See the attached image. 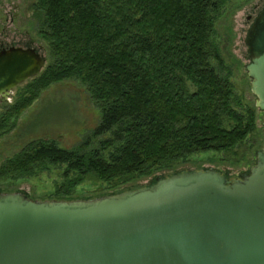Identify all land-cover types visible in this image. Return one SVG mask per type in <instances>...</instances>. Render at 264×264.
I'll return each mask as SVG.
<instances>
[{
    "label": "trees",
    "instance_id": "obj_1",
    "mask_svg": "<svg viewBox=\"0 0 264 264\" xmlns=\"http://www.w3.org/2000/svg\"><path fill=\"white\" fill-rule=\"evenodd\" d=\"M229 1L35 0L51 62L0 113V138L41 91L65 80L82 83L102 117L92 141L72 149L29 142L0 166V183L56 169L52 198L73 201L85 183L117 189L200 153H234L258 125L216 41Z\"/></svg>",
    "mask_w": 264,
    "mask_h": 264
},
{
    "label": "water",
    "instance_id": "obj_2",
    "mask_svg": "<svg viewBox=\"0 0 264 264\" xmlns=\"http://www.w3.org/2000/svg\"><path fill=\"white\" fill-rule=\"evenodd\" d=\"M246 43L264 112V9ZM45 66L36 48L2 51L0 97ZM0 264H264V147L235 180L215 169L184 171L93 200L0 192Z\"/></svg>",
    "mask_w": 264,
    "mask_h": 264
},
{
    "label": "rangeland",
    "instance_id": "obj_3",
    "mask_svg": "<svg viewBox=\"0 0 264 264\" xmlns=\"http://www.w3.org/2000/svg\"><path fill=\"white\" fill-rule=\"evenodd\" d=\"M34 2L0 0V45L36 48L45 57L46 68L51 56L48 45L37 34V20L31 8ZM263 9L264 0H230L216 25V41L231 80L239 95L257 109L258 130L234 153H200L175 170L159 172L117 189H107L103 184L85 183L77 189L76 200H93L149 187L156 183L158 177H170L177 172L215 169L231 180L249 174L256 164L257 153L264 147V112L257 106V96L252 91V80L247 72L251 59L246 39ZM34 78L14 89L7 97H0V113L18 100L21 90ZM101 117V109L82 83L65 80L52 84L41 91L39 97L24 110L15 127L0 138V166L33 140H53L65 149H72L88 139L92 141ZM98 141L94 139L92 146L98 145ZM58 174L56 169H52L32 179L2 182L0 192L22 193L36 202L58 201L51 196L55 183L60 180Z\"/></svg>",
    "mask_w": 264,
    "mask_h": 264
},
{
    "label": "flooded vegetation",
    "instance_id": "obj_4",
    "mask_svg": "<svg viewBox=\"0 0 264 264\" xmlns=\"http://www.w3.org/2000/svg\"><path fill=\"white\" fill-rule=\"evenodd\" d=\"M262 11H263V10H262ZM11 47H14V46H10V47H8V46L0 45V53H1L2 51H4V50H7V49L11 48ZM15 47H19V46H15ZM24 48H26V47H24ZM27 48H28V47H27ZM241 176H242V175H241ZM241 176L238 177V178H236V179H240ZM232 180H235V179H232Z\"/></svg>",
    "mask_w": 264,
    "mask_h": 264
}]
</instances>
